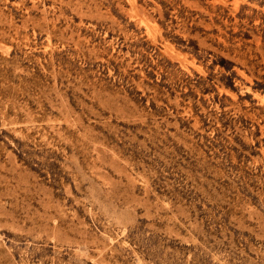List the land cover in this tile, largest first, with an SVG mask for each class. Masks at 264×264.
<instances>
[{
    "label": "rangeland",
    "instance_id": "obj_1",
    "mask_svg": "<svg viewBox=\"0 0 264 264\" xmlns=\"http://www.w3.org/2000/svg\"><path fill=\"white\" fill-rule=\"evenodd\" d=\"M0 264H264V0H0Z\"/></svg>",
    "mask_w": 264,
    "mask_h": 264
}]
</instances>
